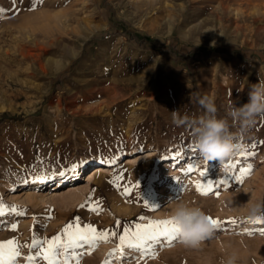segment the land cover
Wrapping results in <instances>:
<instances>
[{
  "label": "rangeland",
  "instance_id": "obj_1",
  "mask_svg": "<svg viewBox=\"0 0 264 264\" xmlns=\"http://www.w3.org/2000/svg\"><path fill=\"white\" fill-rule=\"evenodd\" d=\"M0 2V199L18 206L0 216V241L63 239L62 229L79 218L81 227L116 232L90 254L88 246L76 249L79 264H223L233 252L238 264H264V222L247 216L250 204L264 202V117L241 138L247 154L222 163L204 161L191 133L172 123L173 110L202 114L196 95L214 98L218 117L228 118V106L246 103L264 81V0ZM128 30L147 39L129 40ZM170 45L188 55L171 54ZM114 90L125 95L109 105L104 99ZM140 153L134 165L125 163ZM94 160L111 167L88 178ZM80 161L87 163L53 190L59 173ZM80 174L85 180L72 186ZM198 183L211 191L202 195ZM179 202L221 222L199 249L176 238L161 240L150 256L125 249L109 258L124 226L171 218ZM37 250L20 247L16 264Z\"/></svg>",
  "mask_w": 264,
  "mask_h": 264
},
{
  "label": "clouds",
  "instance_id": "obj_2",
  "mask_svg": "<svg viewBox=\"0 0 264 264\" xmlns=\"http://www.w3.org/2000/svg\"><path fill=\"white\" fill-rule=\"evenodd\" d=\"M195 102L202 110L201 115L181 114L179 109L173 110L172 123L191 133L194 146L204 161L219 160L222 163L244 150L241 138L250 133L258 117H264V81L250 88L246 103L238 107L228 106L227 117L231 119V125L228 118L218 117L217 106L211 96L196 95ZM247 216L253 221L264 217V202L250 204ZM171 218L178 225L179 243L189 249H199L217 228L202 208L188 202L177 203L171 210ZM239 260L238 254L233 252L223 264H238Z\"/></svg>",
  "mask_w": 264,
  "mask_h": 264
},
{
  "label": "snow or ice",
  "instance_id": "obj_3",
  "mask_svg": "<svg viewBox=\"0 0 264 264\" xmlns=\"http://www.w3.org/2000/svg\"><path fill=\"white\" fill-rule=\"evenodd\" d=\"M247 153H240V155H246ZM87 161H80L79 163H74L70 168L61 171L59 175L61 177L66 176L67 172L76 173L78 167L85 165ZM231 163V162H229ZM227 166V165H226ZM235 167L234 164L231 165ZM251 170V165L248 167L240 168V176L237 179L242 178L244 175H247ZM188 171H193V169H188ZM56 173L51 175H37L34 178V182H44L55 176ZM201 175L203 173L201 172ZM119 177H116L113 182L119 180ZM25 183L28 181L25 180ZM221 183H226L222 181ZM211 185L197 184V189L201 192L202 195H207L211 191ZM128 192V189L125 188V193ZM84 205H81L83 207ZM93 211H97V207H92ZM17 213V205H6L2 199H0V216L8 213ZM18 214H23L22 212ZM141 220H145V217H141ZM209 220L216 226L220 225V221L209 217ZM255 222H264L261 218H257L253 221ZM230 223H235L234 220ZM119 221L117 222V227H119ZM12 229L15 230L17 225H11ZM264 231V229H262ZM63 239L61 234L53 236L51 239L41 240L37 237H33L32 243L30 245H19L18 242L13 239L6 241H0V264H16L17 257L20 256V247H29L33 249H38L35 252V255H28L26 257L27 264H35L36 259L42 258L46 261V264H72L74 261L75 264H79L80 253L75 251L76 249L84 248L88 246L89 254L94 250L98 242L107 241L110 236H116V232H109V230L97 231V229L91 225L86 224L83 227L79 224V218L75 226L73 224H68L62 229ZM178 236V225L172 218L161 219V220H151L149 219L147 223H136L134 226H124L122 233L119 235L118 246L115 249H112L109 252V258L120 254V257H124L125 249L139 251L142 256H150L153 254L154 246L159 244L161 240L167 241L170 245ZM44 245H47L46 247ZM61 257L63 259L61 260ZM103 264H111V259H106Z\"/></svg>",
  "mask_w": 264,
  "mask_h": 264
},
{
  "label": "bare ground",
  "instance_id": "obj_4",
  "mask_svg": "<svg viewBox=\"0 0 264 264\" xmlns=\"http://www.w3.org/2000/svg\"><path fill=\"white\" fill-rule=\"evenodd\" d=\"M23 1V0H22ZM37 1V0H36ZM166 1V0H165ZM33 2V1H32ZM1 3V2H0ZM20 3V2H19ZM30 3H31V1H30ZM36 3V2H35ZM40 3V2H39ZM242 3V2H241ZM250 3V2H249ZM23 4H24V2H23ZM28 4V3H27ZM38 4V3H37ZM29 5V4H28ZM28 5H26V6H28ZM16 7V6H15ZM23 7V6H22ZM29 7V9H30V5L28 6ZM32 7H34V6H31V8ZM34 9V8H33ZM41 9H42V7H41ZM22 10V9H21ZM27 10V9H26ZM32 10V9H31ZM45 11V10H44ZM9 12V11H8ZM36 12V11H35ZM40 12H42V10L40 11ZM46 12V11H45ZM44 12V13H45ZM12 13V12H11ZM29 13V12H28ZM33 13V12H32ZM38 13H39V11H38ZM43 13V12H42ZM44 13H43V15H44ZM21 14H23L22 12H21ZM34 14L35 13H33V15L32 16H34ZM54 14H55V12H54ZM29 15V14H28ZM38 15V14H37ZM46 15V14H45ZM52 14L51 13H49V16H51ZM249 15V14H248ZM30 16V15H29ZM28 16V17H29ZM39 16H40V14H39ZM47 16H48V14H47ZM48 16V17H49ZM16 17H18V16H16ZM16 17H15V19H16ZM38 17V16H37ZM13 21H14V19H13ZM18 21V20H17ZM11 22H9V24H10ZM22 24H23V22H22ZM11 25H13V24H11ZM80 25V24H79ZM83 25V24H82ZM13 28V27H12ZM14 28H15V26H14ZM19 30V29H18ZM35 30H37V29H35ZM29 31H30V29H29ZM34 31V30H33ZM3 32V31H2ZM1 33V32H0ZM9 34V33H8ZM32 34V33H31ZM30 35V34H29ZM10 36H12V35H10ZM32 37H33V35H32ZM34 37H35V35H34ZM27 38V37H26ZM8 39H10V38H8ZM5 40H7V39H4V41ZM14 41V40H13ZM38 43V42H37ZM18 44V43H17ZM10 45V44H9ZM7 50V49H6ZM7 52V51H6ZM76 54V53H75ZM58 63V62H57ZM60 64V63H59ZM3 65V64H2ZM42 70V69H41ZM115 92L112 94V92H108V95L106 96V99H104L105 100V102L106 103H108L109 105H112V104H114V103H117L118 102V100H119V98L120 97H122V96H124L125 95V93H124V95H120V92H117L116 90H114ZM121 99V98H120ZM105 106V105H104ZM106 107V106H105ZM103 108V107H102ZM262 123H263V126H264V120L262 121ZM264 128V127H263ZM263 130V129H262ZM262 130H259V134H258V136L259 135H261L262 134ZM255 135V134H254ZM247 138V137H246ZM250 138H252L251 136H250ZM260 138V137H259ZM248 139V138H247ZM249 140V139H248ZM248 142V141H247ZM253 143V142H252ZM257 146H259V144H257ZM256 146V147H257ZM144 156V154L143 153H140V154H138V155H133V156H129V157H127L126 159H127V161L125 162L126 164H128V165H134L132 162L133 161H135L136 159H138V158H140V157H143ZM93 163H97L98 165L97 166H95L93 169H92V172H89L90 174L88 175V178H96L97 176L99 177V175L100 174H102V173H104V172H106V171H108L110 168H109V166H110V164H109V166H108V164H106L105 162L103 163L102 162V160L101 161H97V160H94L93 161ZM126 166V165H125ZM111 167V166H110ZM108 174V173H107ZM104 175V174H103ZM102 175V176H103ZM96 176V177H95ZM67 178V177H66ZM71 180H73L72 182L73 183H71V185L72 186H77V185H79V184H81L82 183V181H84L85 180V177H83V175L82 174H80V175H74L73 176V178L71 179ZM97 180V179H96ZM100 180V179H99ZM140 181V180H139ZM134 182V181H133ZM64 183H65V178H63V177H61V178H58L57 179V181L54 183V184H52V186H53V190H60L61 189V187H63V185H64ZM130 183V182H129ZM136 184V183H135ZM83 190V189H82ZM31 192H33V191H29V189L27 188V189H23V193L24 194H27V196L29 197V199L31 198V197H33L32 195H29V193H31ZM76 192H78V191H76ZM58 193V192H57ZM56 194V193H55ZM74 195V194H73ZM77 195V194H76ZM24 196V195H23ZM70 196H72V194H70ZM26 197V196H25ZM75 197H77V196H75ZM75 197H73V198H75ZM65 199H67V198H65ZM31 200V199H30ZM38 200V199H37ZM37 200H35V201H37ZM72 200V199H71ZM115 208V207H114ZM117 210V209H116ZM118 211V210H117ZM132 212V211H131ZM97 226V225H96ZM100 229V228H99ZM102 229V228H101ZM92 262V261H91ZM97 262V261H96ZM90 264H92V263H90Z\"/></svg>",
  "mask_w": 264,
  "mask_h": 264
},
{
  "label": "trees",
  "instance_id": "obj_5",
  "mask_svg": "<svg viewBox=\"0 0 264 264\" xmlns=\"http://www.w3.org/2000/svg\"><path fill=\"white\" fill-rule=\"evenodd\" d=\"M128 34V38L129 40H135L138 39V41L142 44L147 38L143 37V36H139L135 31L132 30H128L126 32ZM216 48V47H215ZM197 49V48H196ZM168 50L171 54L173 55H180L182 57H186L188 54H186L185 52H177L175 46H168Z\"/></svg>",
  "mask_w": 264,
  "mask_h": 264
}]
</instances>
